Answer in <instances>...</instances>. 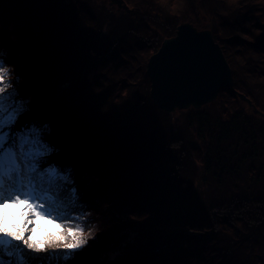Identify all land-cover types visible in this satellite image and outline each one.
Instances as JSON below:
<instances>
[{"label": "trees", "instance_id": "1", "mask_svg": "<svg viewBox=\"0 0 264 264\" xmlns=\"http://www.w3.org/2000/svg\"><path fill=\"white\" fill-rule=\"evenodd\" d=\"M123 1L0 0V40L38 97L27 119L51 123L50 163L81 194L38 235L92 228L123 243L121 264H264V0ZM184 21L211 30L233 84L168 112L145 65Z\"/></svg>", "mask_w": 264, "mask_h": 264}, {"label": "snow or ice", "instance_id": "2", "mask_svg": "<svg viewBox=\"0 0 264 264\" xmlns=\"http://www.w3.org/2000/svg\"><path fill=\"white\" fill-rule=\"evenodd\" d=\"M37 105L36 92L27 89L15 64L11 40H0V264H121L123 243L98 244L104 233L90 243L92 228L57 224L59 231L38 235L42 220L70 223L65 218L81 194L74 168L50 163L59 152L51 123L27 119ZM10 205L20 210L11 212Z\"/></svg>", "mask_w": 264, "mask_h": 264}, {"label": "water", "instance_id": "3", "mask_svg": "<svg viewBox=\"0 0 264 264\" xmlns=\"http://www.w3.org/2000/svg\"><path fill=\"white\" fill-rule=\"evenodd\" d=\"M109 3L129 10L123 0ZM145 74L153 103L168 112L190 106L199 108L214 100L220 88H232L233 84L231 68L211 30L197 28L188 21L179 23L174 34L164 38L150 54ZM235 92L260 113L248 97Z\"/></svg>", "mask_w": 264, "mask_h": 264}, {"label": "rangeland", "instance_id": "4", "mask_svg": "<svg viewBox=\"0 0 264 264\" xmlns=\"http://www.w3.org/2000/svg\"><path fill=\"white\" fill-rule=\"evenodd\" d=\"M16 206H14V208H15ZM11 212H18L17 210H11Z\"/></svg>", "mask_w": 264, "mask_h": 264}]
</instances>
